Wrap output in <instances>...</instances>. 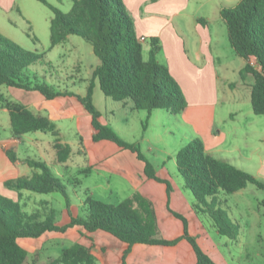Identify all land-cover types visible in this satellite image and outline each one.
I'll list each match as a JSON object with an SVG mask.
<instances>
[{
	"label": "trees",
	"instance_id": "obj_1",
	"mask_svg": "<svg viewBox=\"0 0 264 264\" xmlns=\"http://www.w3.org/2000/svg\"><path fill=\"white\" fill-rule=\"evenodd\" d=\"M53 12L50 19V47L64 42L69 35H77L92 45L99 62L92 69L89 84L84 95L63 88L55 89L41 82L28 72V67L44 61V54L23 49L0 33V85L36 90L47 99L60 95L74 96L90 114L93 142L108 140L123 149L135 153L144 163V174L151 179L163 181L156 175L153 164L134 142H127L102 122L101 114L92 102L93 89L97 83L105 96L115 101L132 102L135 110H144L149 116L153 110L164 109L171 114L182 111L186 99L177 81L170 74L166 64L158 61L160 41L156 36L147 39V58L143 56V41L137 35L134 21L124 0H71V8L62 12L46 0H39ZM220 15L227 28V37L233 51L245 60L241 69L244 79L250 74L253 83L250 89V105L255 114L264 115V0H239L234 6H223ZM202 21V18L198 19ZM35 39V38H33ZM1 107L9 115L10 128L14 136L34 131L50 132L55 138L53 147L56 160L66 162L71 153L68 144L57 137L55 124L45 115L35 114L21 103L3 99ZM81 139V138H80ZM11 162L17 157L12 149H5ZM176 170L183 187L192 193V206L206 213L213 220L221 235L235 239L238 225L227 213L217 207L220 192L234 193L249 183L257 188L264 185L248 171L227 160L213 157L205 150L199 136L191 139L174 154ZM25 163L33 169L29 176H18L4 181V187L15 190L17 199L0 193V264H40L39 251L32 256L17 242L18 238H38L46 232L64 233L78 226L82 236L92 241L87 232L103 230L126 243L121 264L135 243L173 246L186 239L196 255V264H219L198 244L188 231L184 216L174 213L183 223L180 236L170 239L159 232L157 217L149 199L139 192L124 198L116 204L107 203L86 194L85 212L73 215L69 211L70 198L65 183L44 160L26 158ZM168 190L170 185L167 181ZM21 190L36 193L57 192L64 198L69 221L59 224L53 208L44 209L42 216L24 210ZM214 207V208H213ZM104 247L93 243L85 246L75 242L61 252L59 257L47 260L45 264H94L105 261Z\"/></svg>",
	"mask_w": 264,
	"mask_h": 264
},
{
	"label": "crops",
	"instance_id": "obj_2",
	"mask_svg": "<svg viewBox=\"0 0 264 264\" xmlns=\"http://www.w3.org/2000/svg\"><path fill=\"white\" fill-rule=\"evenodd\" d=\"M238 1L124 0L134 21L137 35L145 38L143 42H146V38L150 36H156L159 39L160 52L157 59L167 65L187 102L186 107L179 113L184 122L191 127L192 133L202 139L206 152L213 157L216 153L222 152L221 146L227 140L225 131L217 128L215 122L219 80H224V85L229 87L233 83L230 80L234 74H238L242 81L245 79L246 84L253 83L250 74L244 79L241 77L245 60L231 48L226 24L220 15L221 7L234 6ZM21 2L23 0H0V11L6 13L17 11ZM199 18L203 20L199 21ZM0 33L6 36L1 29ZM247 77H249L248 80ZM3 99L21 103L33 113L47 116L53 123L61 118H72L77 115L80 118L78 123L84 121V125L90 127L87 139L85 137L83 141L97 143L78 150L79 154L88 155L89 158L87 167L78 169L76 173L77 175L83 173L85 180L93 175V192L90 194H97L98 200L116 204L133 193L139 192L151 201L162 237L170 239L182 234L183 223L174 213L181 214L187 220L189 233L196 238L200 247L215 262L228 264L204 224L203 217L206 213L193 208L189 190L183 187L178 177L174 159L176 149L162 152L157 161L149 160L156 170V175L163 181L148 178L144 174V163L135 153L120 148L115 143H110L111 141L106 142L108 140L92 141L90 114L74 96L60 95L47 99L36 90L0 85V134L2 133L0 135V193L17 199V192L4 187V181L18 176H29L33 172V169L25 163V159L30 157H19L17 152L24 134L14 136L10 121L9 124L2 122L4 113H8L6 108L1 107ZM119 102L122 109L129 112L136 111L131 101ZM110 113L113 114V111L110 110ZM189 140V137H186L182 144H186ZM7 148L15 153L16 162H11L6 155ZM236 150L242 152L240 147H224V158L220 157V159L232 163L230 155ZM70 157L71 153L67 161L63 163L57 162L55 158V174L61 180L74 176L78 186L81 181L75 174H70L67 164ZM57 164L62 165V169L56 167ZM164 181L169 183V190ZM87 188H90L89 185ZM20 193L21 203L26 196L32 194L27 190H21ZM68 221L69 217L61 224ZM210 225L218 233L212 222ZM82 231H84L82 228L75 226L64 233L46 232L38 238H18L17 242L28 250L30 244L41 243L50 234L69 233L73 236V243L78 242L85 246L93 243L96 247L106 248L105 261L96 260L94 264H121L123 251L127 247L126 243L99 229L87 232V235L92 238L91 241L81 235ZM125 264H196V255L186 239H181L173 246L135 243L125 256Z\"/></svg>",
	"mask_w": 264,
	"mask_h": 264
},
{
	"label": "rangeland",
	"instance_id": "obj_3",
	"mask_svg": "<svg viewBox=\"0 0 264 264\" xmlns=\"http://www.w3.org/2000/svg\"><path fill=\"white\" fill-rule=\"evenodd\" d=\"M46 1L62 12H67L71 6V0ZM52 15V10L41 1L23 0L17 11L9 13L0 11V29L7 38L23 49L44 54L42 63L38 62L28 67L29 74L35 75L39 81L55 89L66 88L84 95L92 69L99 60L93 52L92 45L77 35H69L64 42L51 48L49 19ZM148 38L143 42L144 58H147ZM230 81L233 83L229 87L224 85V80L220 79L218 82L215 122L217 128L225 131L227 140L221 146L222 152L216 153L214 157L224 158V147H240L242 152L236 150L230 155V161L251 173L264 185V115L255 114L251 109V85L246 84L245 79L242 81L238 74H234ZM92 102L101 113V120L105 121L104 123L123 140L138 144L148 160L157 161L165 151L176 149V152L185 145L182 143L186 137L191 139L196 135L192 133L191 127L184 122L180 113L171 114L164 109H156L148 117L144 110L129 112L122 109L119 101L105 96L97 83L93 89ZM2 119L4 124H9L7 112ZM79 120L76 115L54 122L59 141L71 147V159L67 162L70 174H75L81 181L76 186L74 176L66 180L62 179L70 198L69 211L73 215L85 212L83 201L86 194L98 199L97 194H90L93 192V175L85 180L83 173L79 175L76 173L78 169L86 168L89 161L88 155L79 154L78 150L97 144L83 141L85 137L87 139L90 127L84 125V121L78 123ZM54 138L55 136L50 132L26 133L18 146V156L44 160L55 173ZM165 160L168 161L167 158ZM61 166L57 164L56 167L62 169ZM178 177L182 181L179 174ZM88 185L90 188H87ZM188 192L193 200L192 193ZM31 193L33 195L26 196L21 203L24 210L42 216L44 209L53 208L58 223L67 221L69 215L60 193ZM216 201V208H222L232 222L238 225L237 237L230 239L214 231L210 225L213 220L209 215L205 214L203 217L212 240L217 243L218 249L224 255V260L228 264H264V187L257 188L249 183L244 189L234 193L220 192ZM72 243L71 234L53 233L41 243L30 244L27 251L30 256L35 251H39L38 262L45 264L47 260L59 257L61 252Z\"/></svg>",
	"mask_w": 264,
	"mask_h": 264
},
{
	"label": "built area",
	"instance_id": "obj_4",
	"mask_svg": "<svg viewBox=\"0 0 264 264\" xmlns=\"http://www.w3.org/2000/svg\"><path fill=\"white\" fill-rule=\"evenodd\" d=\"M140 40L143 41V40H145V38L144 37H141Z\"/></svg>",
	"mask_w": 264,
	"mask_h": 264
}]
</instances>
